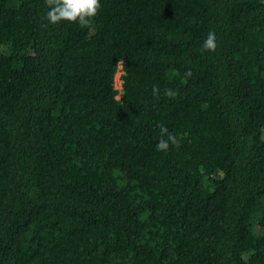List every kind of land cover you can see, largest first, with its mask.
<instances>
[{"label":"trees","instance_id":"obj_1","mask_svg":"<svg viewBox=\"0 0 264 264\" xmlns=\"http://www.w3.org/2000/svg\"><path fill=\"white\" fill-rule=\"evenodd\" d=\"M99 2L0 0V264H264V0Z\"/></svg>","mask_w":264,"mask_h":264},{"label":"clouds","instance_id":"obj_2","mask_svg":"<svg viewBox=\"0 0 264 264\" xmlns=\"http://www.w3.org/2000/svg\"><path fill=\"white\" fill-rule=\"evenodd\" d=\"M45 3L49 8L46 19L53 25L61 21H67L79 23L81 27H87L101 7L99 0H45ZM216 48V34L212 30L208 32L207 38L202 44V51L215 52ZM185 75L186 77H191L192 73L188 70ZM152 92L155 97L159 96V88L157 86H153ZM165 95L171 98L176 93L171 89H166ZM179 142L174 133L170 132L167 127L161 126L156 150L166 152L171 145L179 146Z\"/></svg>","mask_w":264,"mask_h":264},{"label":"rangeland","instance_id":"obj_3","mask_svg":"<svg viewBox=\"0 0 264 264\" xmlns=\"http://www.w3.org/2000/svg\"><path fill=\"white\" fill-rule=\"evenodd\" d=\"M119 73H120V71H117V72L115 73V76H114V82H115L114 85H115L116 87H118L119 84H120Z\"/></svg>","mask_w":264,"mask_h":264},{"label":"built area","instance_id":"obj_4","mask_svg":"<svg viewBox=\"0 0 264 264\" xmlns=\"http://www.w3.org/2000/svg\"><path fill=\"white\" fill-rule=\"evenodd\" d=\"M119 87V86H118Z\"/></svg>","mask_w":264,"mask_h":264}]
</instances>
